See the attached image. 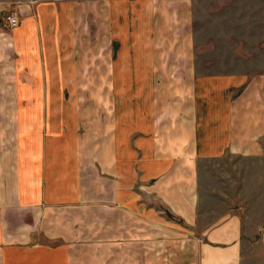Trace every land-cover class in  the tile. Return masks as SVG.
Segmentation results:
<instances>
[{"label":"crops","instance_id":"obj_1","mask_svg":"<svg viewBox=\"0 0 264 264\" xmlns=\"http://www.w3.org/2000/svg\"><path fill=\"white\" fill-rule=\"evenodd\" d=\"M204 21L194 0H0V264H244L263 225L220 209L224 168L263 156L264 81Z\"/></svg>","mask_w":264,"mask_h":264},{"label":"rangeland","instance_id":"obj_2","mask_svg":"<svg viewBox=\"0 0 264 264\" xmlns=\"http://www.w3.org/2000/svg\"><path fill=\"white\" fill-rule=\"evenodd\" d=\"M194 11L197 18H205L204 23L206 19L209 26L217 23L226 33H233L234 27L236 30L239 28L241 35L236 36L235 50L233 44L228 47L230 43H226L225 60H232L233 52L239 51L236 54L242 59L241 70L256 73L259 81H264V0H194ZM89 86L83 84L81 88L87 92ZM244 105L246 103L242 101V110ZM249 161L248 158H241L235 170L224 168L228 203L222 204L220 209L235 207L242 219L263 225L260 234L246 244L244 264H264V151L256 164ZM260 235L263 236L261 242L255 244V239L262 237Z\"/></svg>","mask_w":264,"mask_h":264},{"label":"built area","instance_id":"obj_3","mask_svg":"<svg viewBox=\"0 0 264 264\" xmlns=\"http://www.w3.org/2000/svg\"><path fill=\"white\" fill-rule=\"evenodd\" d=\"M6 22H7L8 27H9L10 29H14V28L17 27L18 19H17L15 16L10 15V16H8V17L6 18Z\"/></svg>","mask_w":264,"mask_h":264}]
</instances>
